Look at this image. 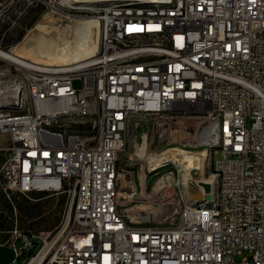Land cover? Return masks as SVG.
Segmentation results:
<instances>
[{"label":"built area","instance_id":"built-area-1","mask_svg":"<svg viewBox=\"0 0 264 264\" xmlns=\"http://www.w3.org/2000/svg\"><path fill=\"white\" fill-rule=\"evenodd\" d=\"M35 1H9L20 7L7 15L6 32L21 27ZM95 14L100 42L87 67L1 59L0 80L19 76L30 99L23 113L0 114V138L11 144L0 148L9 152L0 169L3 192L8 199L65 198L54 230L20 234L9 245L14 264H264V0H176L175 13L166 15H131L104 3ZM0 95L11 102L12 94ZM69 109L87 122L64 125ZM151 109L183 111L178 120L190 111L219 112L226 121L228 147L214 162L224 175L225 201L213 215L197 213L190 202L162 227L119 209L111 173L122 128L113 119ZM89 123L97 124L95 137L71 136L72 127ZM144 129L143 173L161 161L158 147L175 128Z\"/></svg>","mask_w":264,"mask_h":264},{"label":"rangeland","instance_id":"rangeland-1","mask_svg":"<svg viewBox=\"0 0 264 264\" xmlns=\"http://www.w3.org/2000/svg\"><path fill=\"white\" fill-rule=\"evenodd\" d=\"M9 1L0 0V45L5 48V51L12 50L21 57H24L22 55L25 54L24 51L30 49L44 51L43 41L48 38L50 32H44L40 28V24H53L54 29L60 26L61 32H57L61 33L60 35H66L65 39H68L63 49L69 50L74 43H78L73 41L74 27L78 25V19L96 15V10H75L63 4V0H37L31 5L23 20V24H29L28 28L24 30L21 28L24 25L21 24L20 28L10 34L6 32L9 26L7 15H10L12 10L13 12L18 10L20 6L18 3L10 4ZM27 1L24 0V2ZM73 2L76 3L78 0H73ZM9 4L11 9L8 10ZM67 15L71 18H67ZM95 37L96 32L92 35L91 45L94 44ZM1 62L0 59V64H4ZM73 85L78 90L82 87V82L76 80ZM6 103V97L0 99V106L6 105ZM178 118H183V116L166 112L162 119L154 116H139L130 122L126 135V148L119 157L118 171L121 177H118V198L119 209L131 219H137L147 224L161 221L159 226H171L178 217L179 210L185 204L195 202L205 195L191 181L185 180L184 168L178 165L175 159L152 174H147L146 168L147 178L143 175L145 161L141 160L143 159L142 144L146 142V137H144V141L142 138L146 124L152 123L155 126H161L163 123V125L175 128L172 136L158 147V151L162 150L160 155H167L171 150L177 148L196 155H202L206 151L212 154L216 151V148L207 147L212 144L214 139H218L222 127L217 116L206 112L201 115L194 113L185 116V120H178ZM249 124L250 121L247 125L249 126ZM10 145L7 137L0 138V148L6 150ZM5 150L0 151V169L9 157V152ZM223 157L222 153L216 152L214 162H218ZM210 165L206 169V176L215 180L216 171L213 165ZM31 197L32 199H28L17 193H12L11 199H8L0 185V244L9 246L17 241L20 234L45 236L60 223L65 202L62 195L36 193Z\"/></svg>","mask_w":264,"mask_h":264},{"label":"bare ground","instance_id":"bare-ground-1","mask_svg":"<svg viewBox=\"0 0 264 264\" xmlns=\"http://www.w3.org/2000/svg\"><path fill=\"white\" fill-rule=\"evenodd\" d=\"M108 1L110 0H78V2L76 3L73 2V0H63L62 2L63 4L75 10L95 11L96 8L99 6V4L106 3ZM175 4H176V0H112V2H110V6L118 7V12L131 13V15L174 14ZM66 17L71 18L69 15H67ZM77 23L78 25L74 27L73 41L78 42L79 44L74 43L73 47L71 46L72 48L69 50L63 49V46L66 44L68 39H65L66 35H60L61 33L59 34L57 32L60 31V26L54 29L53 24L52 25L40 24V28H42L44 32L45 31L50 32L48 38L44 41L42 40L43 44L45 45L44 51L32 50L29 48L30 50L24 51L25 54L21 53L24 56L21 57L18 56L12 50L5 51L0 49V59L20 66H25L28 63H36L37 65L50 66V67H64V68H71V66L87 67V60L90 57H93L100 42V30H101L100 22L98 18L95 15H93V16L82 17L78 19ZM94 32H96V37L94 40V44L91 45V43L93 42L92 35ZM71 43L73 42L71 41ZM2 75H3V67L0 66V76ZM0 93L12 94L11 102L6 103V105L0 106L1 115H18L24 112V108H30V99H26V88L23 85L19 84V76H14V75L3 76L2 80H0ZM5 97L6 96L4 95H0V99ZM172 112L174 114L177 113L178 115L183 116V111H172ZM164 113L166 112H162L161 109L138 110L132 112L130 118H127V115H119V118L113 119V126L121 125L122 128V135H121L122 147L116 148V151L113 154L111 186H118L119 157L126 148V144H127L126 135L131 120L139 116H154L156 118L162 119ZM194 113L200 115L206 114V112L190 111L185 113V116H189ZM207 113L217 116L221 121V113L219 112H207ZM84 122H87V115L79 114V109H69V111L67 112V116H65L64 118V125H73L74 123H84ZM221 123H222V127L219 132L218 139H214L212 144L209 147H207L210 149L216 148V151H214L212 154L209 151H206L202 155H196L192 152H188L177 148L171 150L169 153H167V155L158 154L157 158L161 161L153 162L150 166L147 167V174H152L155 171L166 166L170 161L172 162L173 159H175V162L184 168L185 171L184 178L185 180H188L189 177H188L187 169L200 164L203 167L205 179L213 183V194L211 195L210 198L204 195L201 199L192 202L194 207H196V212L199 214L213 215V213H215V206H221L222 202L225 201V190H223L224 175L222 174L221 169H217L216 167H214V154L216 152H220L222 147H228V125L226 121H221ZM162 125L163 123H161V126ZM96 131H97V124L89 123L88 126L72 127L71 136L91 138V137H95ZM63 134H70V127H63ZM145 144L147 143L145 142L144 144H142L143 159L147 158L148 156L147 152L145 151L146 150ZM151 160L152 159L150 158L149 162ZM210 164L213 165L216 171V175H215L216 178L214 177L215 180H212L211 178H208L206 176V169ZM147 174L144 173V177L147 178L148 176ZM0 246H4V245H0Z\"/></svg>","mask_w":264,"mask_h":264},{"label":"water","instance_id":"water-1","mask_svg":"<svg viewBox=\"0 0 264 264\" xmlns=\"http://www.w3.org/2000/svg\"><path fill=\"white\" fill-rule=\"evenodd\" d=\"M110 2H112V0L106 3ZM187 173L191 182L200 188L208 198H210L213 194V184L205 179L203 167L198 164L188 168ZM15 260L16 251L14 248L10 246H0V264H14Z\"/></svg>","mask_w":264,"mask_h":264}]
</instances>
